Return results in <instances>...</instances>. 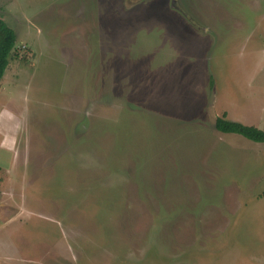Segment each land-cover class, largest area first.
I'll use <instances>...</instances> for the list:
<instances>
[{"label": "rangeland", "instance_id": "rangeland-1", "mask_svg": "<svg viewBox=\"0 0 264 264\" xmlns=\"http://www.w3.org/2000/svg\"><path fill=\"white\" fill-rule=\"evenodd\" d=\"M0 264H264V0H0Z\"/></svg>", "mask_w": 264, "mask_h": 264}, {"label": "trees", "instance_id": "trees-1", "mask_svg": "<svg viewBox=\"0 0 264 264\" xmlns=\"http://www.w3.org/2000/svg\"><path fill=\"white\" fill-rule=\"evenodd\" d=\"M17 40L16 31L6 20L0 18V83L9 68L10 59L16 49ZM215 128L224 134L239 135L251 142L264 144V130L229 121L226 114L217 119Z\"/></svg>", "mask_w": 264, "mask_h": 264}, {"label": "crops", "instance_id": "crops-1", "mask_svg": "<svg viewBox=\"0 0 264 264\" xmlns=\"http://www.w3.org/2000/svg\"><path fill=\"white\" fill-rule=\"evenodd\" d=\"M224 134V133H223ZM234 135V134H233Z\"/></svg>", "mask_w": 264, "mask_h": 264}]
</instances>
